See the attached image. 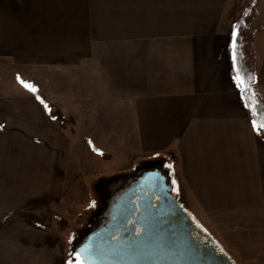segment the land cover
Masks as SVG:
<instances>
[{
  "label": "crops",
  "instance_id": "1",
  "mask_svg": "<svg viewBox=\"0 0 264 264\" xmlns=\"http://www.w3.org/2000/svg\"><path fill=\"white\" fill-rule=\"evenodd\" d=\"M250 1L0 0L7 17L19 11L24 28L0 32V52L33 53L35 65L76 73L92 69L98 108L82 114L88 141L120 162H161L173 195L236 264H264V132L253 127L230 47ZM107 5L116 7L113 16L104 14ZM26 6L32 15L66 6L70 19L61 20L70 27L30 25ZM253 28L264 96V0ZM24 95L18 108L0 110V220L48 213L75 165L69 126ZM109 110L114 128L104 118Z\"/></svg>",
  "mask_w": 264,
  "mask_h": 264
},
{
  "label": "rangeland",
  "instance_id": "2",
  "mask_svg": "<svg viewBox=\"0 0 264 264\" xmlns=\"http://www.w3.org/2000/svg\"><path fill=\"white\" fill-rule=\"evenodd\" d=\"M6 7L0 5V32L9 33L16 25L18 29L23 30L18 20L19 11H16L13 17H7ZM26 7V20H33L30 25L42 24L51 29L48 32H52L54 28L61 29L65 25L70 27L66 24L68 21L64 22V25V20H61L62 17L70 19L71 14L67 13L66 6L65 11L61 6H42L43 11L41 9L40 13L34 15L32 14L36 9L33 6ZM97 8V5L93 6V9ZM102 9L108 16H113L116 12L113 5L104 6ZM260 28L261 22L257 30L262 32ZM52 55L56 57V54ZM34 57L33 53L0 52V110L18 108L25 93L32 96L31 101L35 104L42 105L40 100L33 97L41 96L49 110L51 109V118L63 124V128L68 125L73 133L75 141L71 160L75 165L74 168H67L63 192L56 207L48 208V213L7 214L0 220V264H68L69 260L75 261L73 248L89 227L100 202L98 184L106 179L129 176L147 163L134 164L126 158L120 162L113 154L108 153L109 150L98 148L88 141L87 134L84 135L83 132L88 129V115L82 114L90 110L91 115H96L98 108L97 100L92 97L97 79L94 75H88L92 69L76 73L56 66H39L33 64ZM17 76L35 85L37 93L24 88ZM88 93L89 99L82 98ZM109 111L110 115L104 118L110 124L108 126L113 127L115 118L112 116L113 111ZM94 118L97 120V116ZM63 131L65 132L64 129ZM61 134L64 137L68 135Z\"/></svg>",
  "mask_w": 264,
  "mask_h": 264
},
{
  "label": "water",
  "instance_id": "3",
  "mask_svg": "<svg viewBox=\"0 0 264 264\" xmlns=\"http://www.w3.org/2000/svg\"><path fill=\"white\" fill-rule=\"evenodd\" d=\"M154 166L159 171L149 172L143 183L149 187L148 199L157 198V202L149 213V224L141 225L142 234L133 242L120 236L127 216V194L114 207L108 224L89 232L73 254L81 253L87 264H235L217 239L172 194L171 178L164 165L155 162ZM160 228H168L172 234L158 233ZM147 235L149 238H145Z\"/></svg>",
  "mask_w": 264,
  "mask_h": 264
},
{
  "label": "flooded vegetation",
  "instance_id": "4",
  "mask_svg": "<svg viewBox=\"0 0 264 264\" xmlns=\"http://www.w3.org/2000/svg\"><path fill=\"white\" fill-rule=\"evenodd\" d=\"M155 162L157 161L148 162L142 167H138L129 176L106 179L98 184L97 191L100 195V202L97 211L91 218L89 227L84 231V234L73 249L87 239L89 232L100 230L108 224L114 207H117L120 200L127 194L130 195V198H127L125 202L127 216L120 236L123 239H129L130 242H133L142 234L143 226L141 225L149 224L148 217L151 216L149 213H152V210L155 209V202H157V198H153L152 200L148 199L149 187L148 184L143 183V179L149 172L154 173L159 171L158 166L153 167V163ZM157 219L160 222L161 217ZM158 233L170 235L172 231L168 228H160ZM145 238H149V236L147 235Z\"/></svg>",
  "mask_w": 264,
  "mask_h": 264
},
{
  "label": "trees",
  "instance_id": "5",
  "mask_svg": "<svg viewBox=\"0 0 264 264\" xmlns=\"http://www.w3.org/2000/svg\"><path fill=\"white\" fill-rule=\"evenodd\" d=\"M260 0H251L234 25L231 40V61L235 77L239 76L245 84L240 85L251 119L258 124L264 123V97L256 87L257 54L256 31L253 25L258 16ZM235 34V35H234ZM235 44V47H234ZM235 53L236 60L233 61ZM255 109V112L253 111ZM264 132V127L259 128Z\"/></svg>",
  "mask_w": 264,
  "mask_h": 264
},
{
  "label": "snow or ice",
  "instance_id": "6",
  "mask_svg": "<svg viewBox=\"0 0 264 264\" xmlns=\"http://www.w3.org/2000/svg\"><path fill=\"white\" fill-rule=\"evenodd\" d=\"M234 47H235V44H234ZM235 60H236V56L234 53L233 54V61L235 62ZM17 79L24 88L28 89L29 91H31L33 93H37V91H38L37 88L31 82H26L23 79H21L19 76H17ZM236 79H237L238 86L245 84L244 80L241 79L239 76H237ZM36 98L38 100H40V102L42 104H44V107L46 109L48 108V105L44 103L43 99L39 95H37ZM253 111L255 112L254 108H253ZM252 124H253V127L256 128L257 130L261 127H264V123L258 124L256 120H253ZM0 128H3L2 124H0ZM94 150L98 151V149H94ZM169 167H171V165H169ZM85 252H86V250H85ZM74 256H75V261L69 260L68 264H87L86 259L82 258L81 253H74Z\"/></svg>",
  "mask_w": 264,
  "mask_h": 264
}]
</instances>
